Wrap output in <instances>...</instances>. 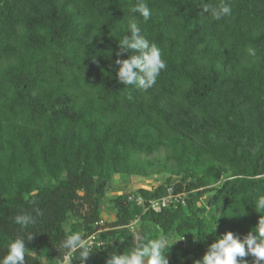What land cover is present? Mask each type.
Instances as JSON below:
<instances>
[{"label": "trees", "instance_id": "16d2710c", "mask_svg": "<svg viewBox=\"0 0 264 264\" xmlns=\"http://www.w3.org/2000/svg\"><path fill=\"white\" fill-rule=\"evenodd\" d=\"M220 2L0 0V264L17 238L25 264L57 263L68 235L85 237L102 219L105 245L84 264L130 251L133 230L145 243L180 240L164 250L169 264L202 260L229 231L241 240L255 231L264 214V0H223L232 11L220 20L200 14ZM138 3L147 21L131 12ZM129 22L166 63L147 91L118 80ZM116 174L165 179L110 198L108 222L101 205ZM169 185L188 193L186 204L145 211L129 200ZM21 214L35 223L16 224Z\"/></svg>", "mask_w": 264, "mask_h": 264}, {"label": "clouds", "instance_id": "9594fccd", "mask_svg": "<svg viewBox=\"0 0 264 264\" xmlns=\"http://www.w3.org/2000/svg\"><path fill=\"white\" fill-rule=\"evenodd\" d=\"M201 10L200 14L209 13L214 20L229 16L232 11L223 0L212 8L205 4ZM131 12L139 13L145 21L150 18V11L144 3L132 7ZM128 30L130 35H125L118 42L121 53H130L128 59H118L115 62L120 65L118 80L124 86H135L139 90L147 91L155 85L161 70L166 68V63L161 58L158 47L154 43L150 45L140 34L136 22H129ZM246 51L251 56L256 54L253 48H248ZM256 211L258 213L264 211V195L258 197ZM36 212L37 215H42L39 209H36ZM15 223L27 227L35 223V220L31 215L21 214L15 217ZM254 229L255 231L249 232L242 240L231 231L225 233L222 238L211 243L202 260H196L194 264H247L246 257L249 255L254 258L255 264H264V214H261ZM33 239L32 235L28 236L29 241ZM132 240L134 247L130 251L123 255L110 254L106 264H169L164 250L180 241L170 245L169 239L161 236L145 243L134 230ZM25 247L23 239H15L9 244L2 264H25ZM60 247L64 250L62 264H71L72 256L77 251H79L80 264H84L91 256L92 238L86 239L77 231L68 235Z\"/></svg>", "mask_w": 264, "mask_h": 264}, {"label": "built area", "instance_id": "2783aa9c", "mask_svg": "<svg viewBox=\"0 0 264 264\" xmlns=\"http://www.w3.org/2000/svg\"><path fill=\"white\" fill-rule=\"evenodd\" d=\"M188 193L186 191H177L173 185L167 186L165 193L160 197H152L149 198L147 201L140 196V195H130L129 200L133 201L139 206L144 207V210H154V211H161L163 209L169 208V207H178L180 204H186V197ZM137 223V219L132 221L129 224V227L134 229ZM104 220H100L95 225V230L91 232L90 234H87L84 238H92V244L94 249L95 247H103L105 245L104 241H102L99 237V234L103 229ZM74 255V254H73ZM73 258V256H72ZM53 264H62V258L57 261V263Z\"/></svg>", "mask_w": 264, "mask_h": 264}, {"label": "rangeland", "instance_id": "374dc122", "mask_svg": "<svg viewBox=\"0 0 264 264\" xmlns=\"http://www.w3.org/2000/svg\"><path fill=\"white\" fill-rule=\"evenodd\" d=\"M164 179L165 176L161 177L155 175L150 177L126 176L120 174L114 175L107 185L105 197L101 205L102 217L108 222L114 219L115 217L116 210L113 205L109 202L110 198L121 193H131L140 187L153 189L155 186L163 182ZM175 180L176 178L174 179V181ZM136 233L141 236L139 230H137ZM169 242L172 243L173 239L171 238Z\"/></svg>", "mask_w": 264, "mask_h": 264}, {"label": "water", "instance_id": "95a60500", "mask_svg": "<svg viewBox=\"0 0 264 264\" xmlns=\"http://www.w3.org/2000/svg\"><path fill=\"white\" fill-rule=\"evenodd\" d=\"M209 198H206L205 201H208Z\"/></svg>", "mask_w": 264, "mask_h": 264}]
</instances>
